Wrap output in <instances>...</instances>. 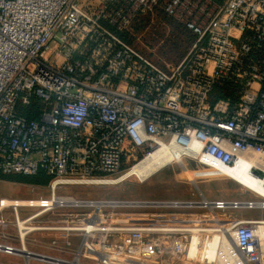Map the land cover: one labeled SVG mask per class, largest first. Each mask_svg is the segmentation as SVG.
<instances>
[{
  "label": "built area",
  "instance_id": "built-area-1",
  "mask_svg": "<svg viewBox=\"0 0 264 264\" xmlns=\"http://www.w3.org/2000/svg\"><path fill=\"white\" fill-rule=\"evenodd\" d=\"M166 21L190 37L176 62L151 48L173 31ZM159 27L162 40L142 43ZM158 149L209 168L249 165L264 186V0H0V176H43L49 190L24 219V207H8L12 219L1 217L0 228L14 227L18 246L0 244L1 253L19 256L29 236L62 233L71 261L28 251L35 259L24 264H145L167 255L166 264H204L191 258L190 236L212 233L218 246L205 264H264V219L214 213L264 211V197L200 195L195 203L58 194L122 182ZM195 207L216 225L193 228L146 211ZM58 209L85 213L74 222L38 220ZM50 246L57 252V240Z\"/></svg>",
  "mask_w": 264,
  "mask_h": 264
},
{
  "label": "rangeland",
  "instance_id": "rangeland-1",
  "mask_svg": "<svg viewBox=\"0 0 264 264\" xmlns=\"http://www.w3.org/2000/svg\"><path fill=\"white\" fill-rule=\"evenodd\" d=\"M162 30L160 31V33ZM164 32V31H163ZM162 32V36H163ZM151 31L144 33L142 36V43L154 44L153 40L155 37L151 36ZM159 40H162L161 34H159ZM179 47H171V57L179 54L183 49H186L185 44L188 41L185 39L180 42ZM154 46V47H153ZM170 45H165L158 43V45H151V48L160 55L164 48L168 49ZM140 47V45H139ZM143 49V47H140ZM150 48V50H151ZM175 48H178L177 50ZM173 49V51H172ZM181 163H173L162 170L152 174L147 180H140L136 176H128L130 178L118 182L116 184H106V185H94V186H80L66 188L65 190H60L59 195H69L78 199H93V200H178V201H190L195 203H200L201 197L207 200L232 202V201H248L257 200L260 196H257L251 192L248 188L243 185L238 184L228 175L221 172L217 166L210 164V167L200 165L190 158H183L180 160ZM200 171L202 175H198V178L193 180L194 177L191 176V172ZM189 174L190 180L187 176ZM139 180H138V179ZM114 179V178H112ZM37 180H41L40 178ZM43 180V178H42ZM199 189L197 192L196 189ZM189 190L192 191V195L189 196ZM48 186L47 182L41 184H24L3 181L0 179V201H25V202H40L48 197ZM189 199V200H188ZM38 207V206H37ZM40 208H21L19 210V215L21 218H26L34 213H37ZM163 210L169 213H178L182 216L179 217L180 224L189 225L193 228L199 227L201 225L215 226L216 222L212 217V213L205 208H188V209H154L146 210L147 212L158 211L161 213ZM84 211L77 209H58L53 214H44L38 218L39 221L43 222H74L81 218ZM214 213L222 220L226 218H236V219H264V211L246 209H224L215 210ZM184 214V215H183ZM158 215V214H157ZM5 218L6 220L12 219V211L10 208L4 209L0 212V218ZM167 218V217H166ZM157 220V219H156ZM15 235V244L17 246L18 240L16 235V229L11 226H6V228H0V244H8V240L4 237L8 235ZM57 234V235H55ZM5 235V236H4ZM190 237L197 243L195 248V255L191 256L196 263H212V256L208 258L206 252L218 246V236L211 233H196ZM62 238V239H61ZM59 239V240H58ZM57 240L58 249L56 251H50L49 248L51 241ZM72 240V239H71ZM207 240V242H206ZM12 242V243H13ZM66 236L62 233H43L38 232L29 236L26 239V252H38V253H50L51 257L61 258L71 261L74 257L72 253H65L63 250L66 248ZM210 244V247H209ZM211 248V249H209ZM21 250V249H20ZM23 255L19 256H7L0 252V264H24ZM170 256H159L157 260L150 262V257L147 261L144 260L145 264H166L165 260L170 259ZM35 259V258H31ZM179 260V259H178ZM30 264H40L35 261H30ZM174 264H180V260L176 261Z\"/></svg>",
  "mask_w": 264,
  "mask_h": 264
},
{
  "label": "bare ground",
  "instance_id": "bare-ground-1",
  "mask_svg": "<svg viewBox=\"0 0 264 264\" xmlns=\"http://www.w3.org/2000/svg\"><path fill=\"white\" fill-rule=\"evenodd\" d=\"M189 154V152H188ZM178 152H171L167 149H158L154 152V154L141 162L139 165L135 166L125 177L128 176H136L140 180H145L149 176H151L153 173L158 171L160 168L170 165L172 162L179 163L181 158H178ZM217 166V168L223 172L224 174L228 175L231 179H233L235 182L240 184L241 182L244 184H249L251 188L249 190L256 194L257 196L264 197V186H262L261 180H257L256 178L252 177L249 174V165H243L241 167H236L235 169L229 170L227 168H224L218 164H213ZM242 185V184H240ZM41 200L40 202H25V201H9V200H3L0 201V209L8 208L11 206H21V207H41L43 206V203ZM22 232V231H21ZM212 234V233H211ZM23 239V234H22ZM207 242V240H206ZM220 243L222 246L220 247L221 250H225V244L223 243V239H220ZM210 247V244H209ZM213 248V247H212ZM211 249V248H210ZM212 250V249H211ZM212 252V251H211ZM29 253L26 252L25 248H22L19 251V255H23L26 261H28L31 258H34ZM212 256V254H211Z\"/></svg>",
  "mask_w": 264,
  "mask_h": 264
},
{
  "label": "trees",
  "instance_id": "trees-1",
  "mask_svg": "<svg viewBox=\"0 0 264 264\" xmlns=\"http://www.w3.org/2000/svg\"><path fill=\"white\" fill-rule=\"evenodd\" d=\"M171 28L173 29V31L169 34L168 38H166V43L165 45H170L168 51L167 48L163 49V52H161V56L164 57L165 59H167L168 61L171 62H176L177 60H179L181 58V56L183 55L184 51L186 49H183L179 54H176L174 57H171V47H179L181 46L182 43H178L179 40L180 42H182L184 39L185 41H188V44L190 42V37L189 35L179 26H175L173 25V23L171 21H166ZM142 29V27H136L135 31L140 32ZM162 30L163 32V36L165 34V30L162 27H159L156 29V31H154V37H156V39H153L151 41H153L154 43H156V41L159 39L160 35L162 36V32L160 33V31ZM162 36V37H163ZM188 44H185V47L188 46ZM187 48V47H186ZM176 50L178 48H175ZM173 51V49H172ZM41 179V180H37V179ZM43 178V180H42ZM0 179H2L3 181H8V182H15V183H24V184H41V183H45L47 182V180L43 177V176H37V177H24V176H0Z\"/></svg>",
  "mask_w": 264,
  "mask_h": 264
},
{
  "label": "crops",
  "instance_id": "crops-1",
  "mask_svg": "<svg viewBox=\"0 0 264 264\" xmlns=\"http://www.w3.org/2000/svg\"><path fill=\"white\" fill-rule=\"evenodd\" d=\"M181 162V161H180ZM174 162H172L171 164H173ZM175 163H177V162H175ZM166 166H168V165H166ZM166 166H164V167H162V168H160L159 170H161V169H163V168H165ZM158 170V171H159ZM153 174H155V173H153ZM191 176H193L194 177V179L193 180H195V179H197L198 178V175L200 176V175H202L201 173H200V171H193V172H191V174H190ZM187 176H188V178H189V174H187ZM150 177V176H149ZM148 177V178H149ZM147 178V179H148ZM147 179H145V180H147ZM189 181L191 182V183H193L192 182V180H190V178H189ZM240 184H242L245 188H251L250 187V185L249 184H244V183H240ZM197 190V192H199L200 193V191H198L199 189L197 188L196 189ZM193 193H192V191H190L189 190V196L188 197H190L191 195H192ZM189 200V199H188ZM174 201H178V200H174ZM208 201H214V200H208ZM184 215V214H183ZM150 217H152V219H158V220H167V221H173V222H178L179 221V217L180 216H182V213L181 214H178V213H169V212H167V213H159L158 215H157V212H153L152 214H150L149 215ZM167 217V218H166ZM243 219H245V218H243ZM10 221V220H9ZM12 227V226H11ZM14 228V227H13ZM8 235V234H7ZM55 235H57V234H55ZM5 236V235H4ZM14 236L15 235H12V236H10V235H8V237H4L5 239H7L8 240V243L10 244V245H13V244H15V242H13V241H15V238H14ZM62 239V238H61ZM59 240V239H58ZM13 242V243H12ZM71 242H72V247H75L76 246V242L74 241V239H72L71 240ZM17 246H18V244H17ZM54 248H53V246H51L50 248H49V250L50 251H52ZM48 254H50V253H48Z\"/></svg>",
  "mask_w": 264,
  "mask_h": 264
}]
</instances>
